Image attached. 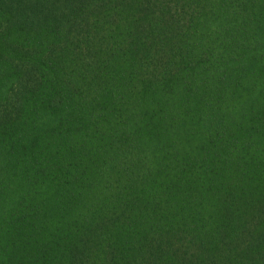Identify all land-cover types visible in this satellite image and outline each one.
<instances>
[{
  "label": "trees",
  "instance_id": "16d2710c",
  "mask_svg": "<svg viewBox=\"0 0 264 264\" xmlns=\"http://www.w3.org/2000/svg\"><path fill=\"white\" fill-rule=\"evenodd\" d=\"M0 264H264V0H0Z\"/></svg>",
  "mask_w": 264,
  "mask_h": 264
}]
</instances>
